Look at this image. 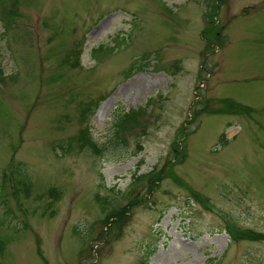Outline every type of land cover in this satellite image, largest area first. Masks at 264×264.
I'll list each match as a JSON object with an SVG mask.
<instances>
[{
  "label": "rangeland",
  "instance_id": "1",
  "mask_svg": "<svg viewBox=\"0 0 264 264\" xmlns=\"http://www.w3.org/2000/svg\"><path fill=\"white\" fill-rule=\"evenodd\" d=\"M215 2L0 0V264H264V0Z\"/></svg>",
  "mask_w": 264,
  "mask_h": 264
},
{
  "label": "trees",
  "instance_id": "2",
  "mask_svg": "<svg viewBox=\"0 0 264 264\" xmlns=\"http://www.w3.org/2000/svg\"><path fill=\"white\" fill-rule=\"evenodd\" d=\"M217 1H219L220 2V0H217ZM216 5V6H215ZM219 3H217V2H215V3H213V5H212V7L210 8V10H211V15H214L215 13H217V8H219ZM7 20H8V23L9 24H12V22H11V20L9 19V15H8V18H7ZM209 46V44L207 45V47ZM77 60H79V59H77ZM227 101L226 102H223V103H221V100H220V103L221 104H223V105H221V106H219V107H217L216 108V112L217 113H222V112H226L227 111V109L225 108V106H229V111H234V112H236V113H248L249 112V110H250V107H248V106H246V105H243V104H241V103H238V102H235V101H233L232 99H226ZM127 117H129V116H127ZM129 118H131V117H129ZM126 119V117H122L121 118V120L120 119H118V120H120V121H118V123H117V129H116V131L118 132V130H119V125L124 121ZM125 129V128H124ZM88 136H89V131L88 130H85L84 131V140H85V145H91L92 147H93V145H97V143L94 141H91L89 138H88ZM99 148V147H98ZM98 150H101V151H103V149L100 147V149H98ZM155 174H152V175H155V176H157V175H159V174H161V172H154ZM150 176V175H149ZM148 177V176H147ZM4 178L6 179V176L4 175ZM173 179L174 180H177V179H179V180H181L180 179V177H178V176H173ZM154 181V180H153ZM21 182H22V186H23V184H26V187H27V185H28V183H27V180L25 179V177H22V179H21ZM28 192H30V189H28ZM121 209H119V210H117V211H111V212H109V215L110 216H115V214L116 213H118L119 211H120ZM125 211H128L127 209H125ZM126 213L127 212H125V214L124 215H126ZM108 219V218H107ZM106 219V220H107ZM248 235H254V233H251V232H249L248 233Z\"/></svg>",
  "mask_w": 264,
  "mask_h": 264
}]
</instances>
